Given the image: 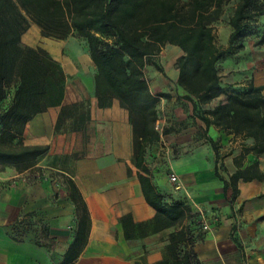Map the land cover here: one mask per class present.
I'll list each match as a JSON object with an SVG mask.
<instances>
[{"label":"crops","instance_id":"0c3cea01","mask_svg":"<svg viewBox=\"0 0 264 264\" xmlns=\"http://www.w3.org/2000/svg\"><path fill=\"white\" fill-rule=\"evenodd\" d=\"M22 44L49 52L61 64L67 83L60 106L51 107L30 121L14 120L7 127L11 132L8 145H47L50 150L33 169L19 173L6 166L0 171V264H63L73 245L76 258L72 264L162 261L167 257L170 234L191 219L152 232L156 211L144 197L139 174L147 176L168 203H172L166 195L170 187L164 179L152 178L145 163L146 153L144 166L148 174L137 168L133 126L129 112L119 100L100 106L97 70L85 41L76 43L83 45L82 49H72L67 47L68 39L46 38L33 24L23 35ZM173 47L178 59L183 51ZM253 58L257 59L255 63L240 65L239 72L230 79L221 77L223 85H242L252 78L253 66L262 67L255 73L254 83L264 94V53H254ZM163 70L157 72L150 85L154 94L170 95L161 97L159 117L160 110L171 109L170 115L184 127L181 132L163 136L147 151L161 148L166 140L173 147L179 144L186 150L193 149L172 166L184 183V190L179 192L183 199L178 201L191 204L184 198V192L190 194L217 218V229L194 245L199 260L205 264H264V154L257 157L248 153L242 158L244 145L238 147L237 140H246L245 146H250L253 139L234 138L195 118L193 104L183 98L185 92L177 86L178 66L172 73L164 66ZM162 74L168 79L163 80ZM225 101L226 96L222 95L205 108L214 109ZM191 121L196 128L188 125ZM197 134L204 139L202 152L193 145ZM211 140L216 143L218 154ZM231 144L233 152L229 153L226 150ZM62 156L72 157L68 167L50 166L48 158ZM237 160L242 169L257 163L263 178L240 180L234 197L232 188L225 193L224 182L216 177L215 168L223 165L222 176L229 181L238 171ZM50 170L61 175L52 176ZM192 210L194 213V207ZM124 218L132 227L133 238L126 237ZM141 224L149 225L145 236L138 227Z\"/></svg>","mask_w":264,"mask_h":264},{"label":"trees","instance_id":"16d2710c","mask_svg":"<svg viewBox=\"0 0 264 264\" xmlns=\"http://www.w3.org/2000/svg\"><path fill=\"white\" fill-rule=\"evenodd\" d=\"M231 1L0 0V167L11 166L22 173L33 169L49 153L47 145H8L11 132L7 127L14 120L30 121L49 108L60 106L65 98L67 75L61 64L45 49L22 44L30 22L46 38L66 40L73 36L85 41L97 70L99 104L108 106L117 99L129 112L136 166L145 174H148L144 166L147 148L171 132L163 129L160 133L156 129L161 97L170 95L154 94L145 72L150 60L160 56L167 45L183 51L177 60V86L185 92L183 98L193 104V116L207 127L215 126L234 138L253 139L252 145H244L242 158L248 153L263 155V90L253 82L247 86H224L219 63L244 50L253 24L264 17V0L238 1L229 19L231 33L224 46L217 41L216 23ZM263 44L264 34L258 42ZM154 66L164 72L161 65ZM12 87L11 101L3 107ZM222 95L226 96L224 103L214 109L205 108ZM211 144L218 154L216 143L211 140ZM236 163L238 171L229 181L220 174L218 165L215 168L216 177L224 182L225 193L232 188L234 197L240 180L263 178L257 163L244 169L239 160ZM139 180L147 203L156 211L152 232L193 218L190 205L182 201L168 203L147 176L139 174ZM123 224L127 228L126 237L133 238L135 234L126 218ZM148 226H138L144 236L149 233ZM194 242L193 230L183 226L170 234L167 257L156 264H201ZM74 252L73 245L63 264H72Z\"/></svg>","mask_w":264,"mask_h":264},{"label":"rangeland","instance_id":"374dc122","mask_svg":"<svg viewBox=\"0 0 264 264\" xmlns=\"http://www.w3.org/2000/svg\"><path fill=\"white\" fill-rule=\"evenodd\" d=\"M239 0H232L229 5H227L225 9V13L221 20L216 23V35H217V41L220 45L227 46L228 39L227 36L231 33V27L229 26V19L230 16L233 13V10L235 6L237 5ZM33 25L32 22H30V26ZM264 34V17H261L258 19L257 23L253 24L252 26V33L245 39V48L244 50L237 52L235 55L225 58L221 60L219 63V70L221 77L224 79H230L233 75L239 72V66L243 65L244 63L251 62L255 63L257 61L256 58H253L254 53H264V44L258 45L259 40ZM69 40V45L67 47L72 49H79V45L76 43H79V41H84L81 38L77 37H69L67 38ZM83 47V45H82ZM81 47V49H82ZM244 53V54H242ZM177 53H175V48L171 45H167L162 50L160 56L156 58H152L150 60V64L147 66L145 72L146 77L148 81L151 82L155 81V77L160 74V72L157 70V68L154 66V64H159L162 67L164 66V69L167 68L170 73L175 70L177 66ZM241 63V64H240ZM252 71V78H248V80L244 81L242 83V86H247L251 82L254 83V75L257 73V71H262L263 68L261 67H255L253 66ZM256 71V72H255ZM157 72H159L157 74ZM163 77V80L168 79L165 74L161 75ZM166 77V78H165ZM165 78V79H164ZM255 84V83H254ZM263 90V89H262ZM14 94V88L12 87L9 90V96L6 99V101L3 103V107H6ZM171 109L167 112L166 110H160V122H157L159 124V132L162 133L163 129H169L171 132H181L183 130V123L179 120H175L172 115H170ZM187 123V121H185ZM188 125L193 126V128L197 127L196 123L191 121L188 123ZM165 136V135H164ZM200 135H196L194 138L193 145H195V148L201 151V146H203L204 139L203 137H199ZM163 137V136H162ZM237 146L240 147L242 145H245L247 143L246 140H237ZM179 144H176L175 147L172 146V144L166 140V142L162 145L161 148L155 149L154 151L150 150V153L148 151L146 152V159L145 163L148 166L149 172L152 175V178L157 179H164L166 181V185L170 187L169 192L166 195H169V198L172 203L175 201H178L179 199H183L182 194L179 192L181 190H184V183L179 175V173L173 168L172 163L175 160H178L184 155H188L192 152L193 149L186 150L184 147L180 146ZM234 145V144H233ZM233 145L231 144L229 148L226 150L229 153H232L233 151L231 148H233ZM199 152V151H198ZM202 152V151H201ZM148 155V156H147ZM240 157V156H238ZM72 157H50L48 158L50 166L62 168V167H68L69 162ZM0 169H4L0 167ZM223 165H219V172L222 175L223 173ZM52 176H59L61 175L59 172L55 170H50ZM159 174V176H155L154 174ZM172 174H175L178 176V182L174 183L171 182L170 176ZM176 192V193H175ZM175 193V194H174ZM175 195V196H174ZM190 194H187L184 192V198L186 201H190L192 204V207H194V216L191 219V221L187 222V225L189 228L193 230V238H194V245L198 242H202L206 239L207 235L209 233H212L215 229H217L218 224H216V216L212 212H206L204 208H202L196 200L194 201V197ZM191 204L188 203V205L191 206ZM237 224H239V221L235 219ZM236 224V225H237ZM205 227H208L207 229ZM185 246V244L183 243ZM182 245V246H183ZM183 246V247H184ZM189 249V246H186ZM246 260V259H245ZM201 264H205L202 263Z\"/></svg>","mask_w":264,"mask_h":264},{"label":"built area","instance_id":"2783aa9c","mask_svg":"<svg viewBox=\"0 0 264 264\" xmlns=\"http://www.w3.org/2000/svg\"><path fill=\"white\" fill-rule=\"evenodd\" d=\"M156 129L159 131V124H158V123H157V125H156ZM170 180H171V182L176 183V182H178V176L175 175V174H172V175L170 176ZM205 228L207 229L208 227H205Z\"/></svg>","mask_w":264,"mask_h":264}]
</instances>
